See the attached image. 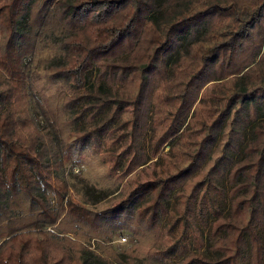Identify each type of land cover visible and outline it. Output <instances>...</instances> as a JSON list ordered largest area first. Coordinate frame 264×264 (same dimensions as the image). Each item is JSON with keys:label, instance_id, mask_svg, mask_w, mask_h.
I'll return each mask as SVG.
<instances>
[{"label": "trees", "instance_id": "trees-1", "mask_svg": "<svg viewBox=\"0 0 264 264\" xmlns=\"http://www.w3.org/2000/svg\"><path fill=\"white\" fill-rule=\"evenodd\" d=\"M0 264H264V0H0Z\"/></svg>", "mask_w": 264, "mask_h": 264}, {"label": "rangeland", "instance_id": "rangeland-1", "mask_svg": "<svg viewBox=\"0 0 264 264\" xmlns=\"http://www.w3.org/2000/svg\"><path fill=\"white\" fill-rule=\"evenodd\" d=\"M36 119H37L38 127H40L41 130H43L46 126L44 120L40 117H37ZM74 174L77 175L76 172ZM120 237H125L127 239V242H121V239L123 238ZM136 243H137V239L133 236V234L125 232L118 234L109 244L113 245L119 253H124L127 248L135 245Z\"/></svg>", "mask_w": 264, "mask_h": 264}, {"label": "built area", "instance_id": "built-area-1", "mask_svg": "<svg viewBox=\"0 0 264 264\" xmlns=\"http://www.w3.org/2000/svg\"><path fill=\"white\" fill-rule=\"evenodd\" d=\"M74 172L79 173V171L77 169H75ZM120 238H123V239H121V242H127V239L125 237H120Z\"/></svg>", "mask_w": 264, "mask_h": 264}]
</instances>
